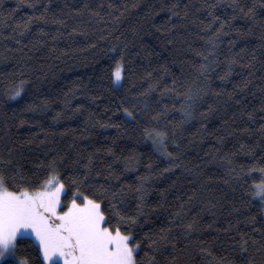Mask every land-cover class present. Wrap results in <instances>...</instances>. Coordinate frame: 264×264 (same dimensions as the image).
I'll return each instance as SVG.
<instances>
[{"label": "trees", "instance_id": "1", "mask_svg": "<svg viewBox=\"0 0 264 264\" xmlns=\"http://www.w3.org/2000/svg\"><path fill=\"white\" fill-rule=\"evenodd\" d=\"M85 2L103 19L87 11L77 14L75 10ZM238 2L245 11L255 5L254 17L244 16L238 8L234 16L231 0H0V155L7 157L12 149L30 177L40 161L62 156L61 171L68 178L74 173L71 161L84 158L85 162L89 153H95V167L102 172L107 171L102 165L111 163L119 183L136 185L141 176L149 175L146 199L152 207L146 209L149 215L143 231H159L171 222L179 235L183 229L175 225L198 214L204 231L193 235L206 241L218 237L211 246L217 258L226 256L235 264L251 258L254 264H264V252L250 247L240 253L228 240V236L239 240L235 231H217L252 215L258 222L264 220L259 199L248 191L264 174H247L253 165H264V134L260 131L264 124V0ZM212 4L217 7H208ZM45 5V18L36 19ZM209 12L219 19L205 29L212 21ZM30 17L28 29L20 35L17 25L22 28ZM222 21L226 22L223 30L214 35ZM210 40L215 43L214 59L219 66L212 64L215 71L210 72L207 95L197 100L191 116L186 117L183 97L177 93L205 84L198 74L202 57L196 53L208 55ZM121 56L125 76L114 84L110 70ZM230 59L237 63L222 80ZM21 81L25 82L23 91L10 98ZM245 81H249L246 88ZM150 84L155 90L142 95ZM165 87L176 91L162 94ZM125 107L136 119L124 113ZM165 107L166 117L150 120ZM249 112L254 114L253 120H249ZM181 120L185 122L181 124ZM105 124L113 126L103 127ZM145 127L167 132L164 146L173 156L161 155L145 136ZM107 148L115 155H109ZM241 168L247 175L236 179ZM131 202L135 204V200ZM181 204L187 215L171 221ZM252 227L260 224L238 225L259 240L260 233L252 232ZM31 242L23 238L15 258L0 264L33 256L27 246ZM182 248L181 240L178 249ZM176 254L178 264H188L187 254L179 250ZM192 255L191 264H206L202 254ZM157 258L163 264V257Z\"/></svg>", "mask_w": 264, "mask_h": 264}, {"label": "snow or ice", "instance_id": "2", "mask_svg": "<svg viewBox=\"0 0 264 264\" xmlns=\"http://www.w3.org/2000/svg\"><path fill=\"white\" fill-rule=\"evenodd\" d=\"M229 6L233 8L234 16L237 8L240 13L249 18L255 15V5L247 7L245 11V6L241 5L238 0H231ZM29 7H35V4L29 3ZM109 7L111 8L112 5L110 4ZM208 7L215 8L217 5L212 4ZM75 11L77 14L87 11L90 16L100 17V12L92 9L87 2ZM47 12L48 7L45 5L44 11L36 19H44ZM172 15L176 16L178 13L172 12ZM209 15L212 16V21L205 25V29H210L219 19L212 12H209ZM100 18L103 19V17ZM31 19L30 17L22 28L17 25L20 35L28 29ZM53 22L64 23L63 20ZM225 23L224 21L220 23L214 35L223 30ZM73 31L75 32L76 29ZM16 43L20 41L17 40ZM209 43L212 45V50L208 55L201 52L196 53L202 57L198 74L204 78L205 84L195 90L189 87L186 92L177 93L183 97L182 111L186 117L191 116L190 109L197 100H203V97L207 95L211 79L210 72L215 71L212 64L219 66L214 59L215 43L212 40ZM236 63L235 59H230L225 74L220 79L224 80L230 76L233 71L232 65ZM110 71L112 82L120 84L125 76L123 56L115 61ZM24 83L21 81L17 88L11 90L10 98L14 99L21 94ZM175 83L174 80L173 84ZM248 83L249 81H245L243 87L246 88ZM155 87L150 84L142 95L150 94ZM169 91L175 92L176 90L165 87L162 94ZM232 95L234 93L230 94V98ZM236 102L240 103L239 100ZM212 110L210 105L209 111ZM123 111L128 117L136 119L133 111L126 107ZM241 114H243V109H241ZM166 115L165 107L164 110L156 111L155 115H151L150 120L159 121L162 116L166 117ZM247 115L249 120H253L252 112ZM184 122V120L180 121L181 124ZM115 126L119 127V125ZM260 131L264 134V124L260 125ZM144 134L152 140L154 145L158 146L157 150L161 152V155L173 156V153L168 152L164 146L166 131H161L156 127H145ZM177 147H179L178 144ZM241 147L243 148V145ZM105 151L109 155H115L111 148ZM77 156L79 157V153ZM95 159V153H89L85 162H82L84 158L73 159L71 164L74 167V173L65 178L61 171L64 166V157L53 156L47 162L42 160L36 164L37 171H32L30 177L25 174L13 156L12 149H8L7 157L0 155V258L6 255L15 256L22 239L29 238L32 242L27 246L33 250L34 255H23L13 264H162L158 256L163 257V264H178L179 257L176 254L178 250L187 254L188 264L194 260L192 255L194 252L202 254L201 259L206 261V264H235L234 260L226 256L217 258L213 254L211 246L218 237L206 241L201 239L200 235H193L204 231L200 227L198 214L187 223L175 225L183 229L179 235L174 233L171 222L160 227L159 231L151 229L143 231L144 223L147 222L149 215L146 209L152 207L146 199L149 193L146 185L150 176H141L136 185L119 183L120 176L116 174L112 164H103L102 167L107 171L102 172L95 167ZM79 168L84 170L81 172ZM127 170L126 165L125 171ZM257 171L264 174V165H253L247 170V174ZM247 174L241 168L240 174H237L235 178L242 179ZM101 176L104 177L102 181L97 179ZM248 191L260 200L261 212H264V175L260 176L259 182L254 181ZM192 199L193 197L190 196L189 201ZM132 200H135L134 205ZM183 215L187 213L184 210V204H181L172 214L171 221L177 218L182 219ZM242 222L249 226L259 223L260 227H252L251 231L259 232L260 239L257 240L248 233L242 232L238 228ZM207 227L211 228L212 224ZM217 231H223L226 234L235 231L240 237L239 240H236L234 236H228V240L238 246L240 253L248 252L250 247H254L255 251L264 252V220L258 222L255 215L246 217L245 221L237 219L235 225L229 223L228 227L217 229ZM181 240L183 248L178 249V242ZM249 240H251V245ZM206 244L209 246L206 247ZM257 245L259 246L256 247ZM169 246L171 251H169ZM145 247L146 251H144ZM141 251H144L143 256H140ZM207 257H211V260ZM245 264H254V261L247 258Z\"/></svg>", "mask_w": 264, "mask_h": 264}, {"label": "rangeland", "instance_id": "3", "mask_svg": "<svg viewBox=\"0 0 264 264\" xmlns=\"http://www.w3.org/2000/svg\"><path fill=\"white\" fill-rule=\"evenodd\" d=\"M259 202H260V200H259ZM260 203H261V202H260ZM263 216H264V212H263ZM6 258H15V256L6 255L5 257L0 258V262L3 261V260L6 259Z\"/></svg>", "mask_w": 264, "mask_h": 264}]
</instances>
